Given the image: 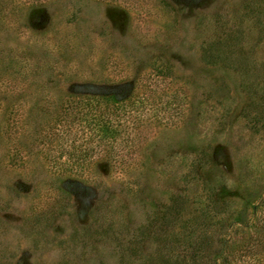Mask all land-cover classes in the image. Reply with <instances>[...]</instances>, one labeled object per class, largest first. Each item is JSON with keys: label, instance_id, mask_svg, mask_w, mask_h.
Instances as JSON below:
<instances>
[{"label": "rangeland", "instance_id": "rangeland-1", "mask_svg": "<svg viewBox=\"0 0 264 264\" xmlns=\"http://www.w3.org/2000/svg\"><path fill=\"white\" fill-rule=\"evenodd\" d=\"M0 264H264V0H0Z\"/></svg>", "mask_w": 264, "mask_h": 264}, {"label": "trees", "instance_id": "trees-1", "mask_svg": "<svg viewBox=\"0 0 264 264\" xmlns=\"http://www.w3.org/2000/svg\"><path fill=\"white\" fill-rule=\"evenodd\" d=\"M105 124L107 125L106 127H108V126H113L112 123H111V121H108V123L105 122ZM101 130L104 131V129H102V128H101ZM106 130H108V128H107ZM113 137H114V136H113ZM127 140H128V138L126 139V141H127Z\"/></svg>", "mask_w": 264, "mask_h": 264}]
</instances>
